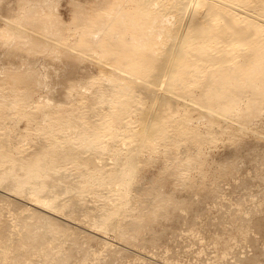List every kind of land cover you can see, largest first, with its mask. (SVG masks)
Listing matches in <instances>:
<instances>
[{
  "label": "bare ground",
  "instance_id": "1",
  "mask_svg": "<svg viewBox=\"0 0 264 264\" xmlns=\"http://www.w3.org/2000/svg\"><path fill=\"white\" fill-rule=\"evenodd\" d=\"M18 1L0 29L6 43L82 65L72 91L97 81L75 111L31 56L0 67V264H70L91 240L166 264L135 248L148 225L187 204L165 179L203 188L189 171L202 159L194 145L216 138L212 121L234 131L264 112V0H68L69 19L52 0ZM161 159L149 186L131 184Z\"/></svg>",
  "mask_w": 264,
  "mask_h": 264
},
{
  "label": "rangeland",
  "instance_id": "2",
  "mask_svg": "<svg viewBox=\"0 0 264 264\" xmlns=\"http://www.w3.org/2000/svg\"><path fill=\"white\" fill-rule=\"evenodd\" d=\"M67 1L52 0V7L58 3V12L69 19L73 15V8ZM33 2L34 0H30V3ZM19 6L18 0L0 1V29L5 26L6 21L15 22ZM35 28L30 27V31H37L38 28ZM0 37V67L3 65L8 67L14 62L24 60L27 53L15 48L16 46L11 47L6 43L5 37L1 35ZM22 52L23 57H19ZM56 55V52L36 50L30 51L27 57L31 56V63H35L38 69L46 66L41 69V73L45 70L42 74L46 73L47 83L50 80L47 88L53 85L49 88L52 89L55 98L68 101L66 104L77 111L75 104L83 102L82 97L88 95L83 94L82 88L85 87L87 92L94 87L97 80L94 77L88 78L72 91L75 81L80 79L75 78L74 71L82 65L78 67L67 65L63 63L64 59L62 61ZM59 91L61 94L57 96ZM45 93L48 94L47 91ZM193 117L200 120L197 116ZM200 123L198 126L205 129L204 123ZM26 124L27 121L24 120L19 127L24 129ZM241 128L234 131L229 128L226 130L222 123L212 121L211 129L216 138L209 144L199 147L194 145L193 148L201 150L202 159H199L189 171L191 181L196 184L202 183L204 187L183 188L174 175H169L165 179L164 190L187 204L180 210L173 211L171 216L169 214V218H159L156 223L148 225L143 233L144 244L142 243V247L135 246L139 248L138 252L155 255V258L166 264H264V112ZM24 142L25 147L30 146L32 137L25 139ZM186 144L188 143L183 142L180 145L181 149ZM172 149L177 148L172 146ZM110 157L113 156L111 154L104 156L105 159ZM231 162H234L233 171L226 175L222 172V167L230 165ZM165 168L164 160L153 161L144 168V178L131 184L149 186L152 183L151 179L159 177ZM109 188L111 187L104 185L99 190L106 193L109 191L108 195L114 197L117 194L116 188L114 190ZM90 196L89 191L83 192L77 202L78 208L84 210L82 204ZM83 245L76 251L75 259L70 264H142L133 253L129 254L130 252L124 249H122L124 252L121 249L118 252H116L118 249L107 250L97 240L85 241ZM84 253L88 255V259L82 262L81 257Z\"/></svg>",
  "mask_w": 264,
  "mask_h": 264
}]
</instances>
